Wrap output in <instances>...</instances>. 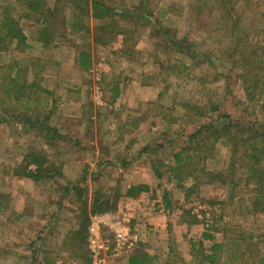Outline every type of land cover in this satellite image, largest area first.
I'll return each instance as SVG.
<instances>
[{
  "label": "rangeland",
  "instance_id": "374dc122",
  "mask_svg": "<svg viewBox=\"0 0 264 264\" xmlns=\"http://www.w3.org/2000/svg\"><path fill=\"white\" fill-rule=\"evenodd\" d=\"M45 1L51 6L55 0ZM144 2L113 0L110 3L116 12L141 8L133 18L115 17L127 32L124 42L119 37L104 46L93 43L91 35L71 32L45 53L37 49L24 54L6 53L15 62L34 61L32 86H40L52 94L47 104L41 101L43 94L38 93L33 99L38 100L40 107L45 105V114L51 112L47 126L55 128L60 138L52 140V132L42 133L45 137L38 138L35 136L38 130L27 134L20 123H0V194L4 195L8 217L12 219H0V264H31L33 251L38 255L33 264H78L74 259L84 256L85 252L80 253L71 241L62 248L67 233L77 224L76 201L80 196L77 192L74 194L73 187L78 186L85 192L89 190V207L98 197H109L108 201L118 210L110 214L123 218L137 236V244L130 251L126 248L117 251L115 232L97 227L98 238L93 235L92 240L96 248L103 246L96 257L103 259L104 264H123L130 255L141 253L158 258L157 264H165L168 256H172L169 264H202L192 253V245H197L198 250L202 234L206 232L205 220L210 219L209 203L214 200L225 202L221 208H213L217 214L224 213L217 228L227 227L230 234L240 229L254 236L257 243L250 247L243 242L238 252L244 253L243 260L224 255V262L257 264L264 257V215L252 213L247 206L255 195L254 185L248 182L257 180L261 174L250 179L249 168L243 164L252 157L253 161L247 163L254 167L259 157L249 145L242 143L243 138L252 136L253 129L249 127H255L257 134L264 132V95H258L251 76L242 81L232 63L223 60L221 54L226 50L227 41L222 38L225 34L222 26L220 33L211 35L190 25L191 18L184 11L189 0ZM237 2L233 0L229 6ZM257 5H242L238 16L246 37L264 47V1ZM3 6L5 3L0 0V14ZM16 7L24 11L21 4ZM205 7L215 18L218 16L213 3ZM149 12L153 13L150 22L137 18ZM159 22L160 28L173 29L175 34L171 36L186 38L193 43L186 47L191 46L197 55L200 48L204 56L190 59L175 52L173 46L167 48V38L160 34ZM86 25L92 34L101 22L86 19ZM26 34L28 44L33 47L34 33ZM246 46L244 40L236 48L234 59L239 61L246 52L245 58L249 57L251 51ZM83 51L91 55L89 71L82 70L77 62V56ZM0 54V65L9 63L5 53ZM41 68L45 69L41 71ZM116 86L119 97L113 103ZM184 106H188V111ZM214 107L218 109L211 113ZM220 116L223 118L219 123L231 120L233 124H241L238 133L231 130V134L237 133L236 157L232 151L234 142L225 139L213 142V139L198 146V153H194L197 168L194 178L181 183L171 180L167 168L173 166L172 150H180L185 143L181 135L186 136L195 126L216 121ZM39 118H43L41 113ZM225 126L218 125L217 129ZM159 144L165 147L159 149ZM212 146L215 151L210 154ZM145 148L147 152L143 151ZM263 148L261 144L257 150ZM30 154L45 156L47 165L51 163L61 169L64 177L39 184L21 177V168L26 166ZM126 161L129 165L122 166ZM153 165L162 175L160 181L153 173ZM30 169L35 170V166ZM202 171L223 174L226 184L219 180L208 182L202 177ZM139 185L150 186L149 193L135 199L126 198L128 189ZM165 196L170 206L165 204ZM20 215L23 218L18 220ZM209 233L215 241L204 242L207 252L213 244L225 242L223 233ZM89 240L90 236L88 251ZM33 242L34 248L30 245ZM236 249L239 250L234 248L233 252ZM96 257H92L93 264Z\"/></svg>",
  "mask_w": 264,
  "mask_h": 264
},
{
  "label": "trees",
  "instance_id": "16d2710c",
  "mask_svg": "<svg viewBox=\"0 0 264 264\" xmlns=\"http://www.w3.org/2000/svg\"><path fill=\"white\" fill-rule=\"evenodd\" d=\"M232 1L233 0H201L200 3H198V0H189L187 6L184 8V11L186 10L191 18V26L200 27L203 31H206L211 35H214L216 32L220 33L219 28L222 26L225 32V34L222 35V38L224 36L227 41L224 43L226 50L221 54L223 60L226 61V63H232L231 65L239 72V77L242 81H244L246 77L249 78V76H251V79H254V86L255 89L258 90V95L262 97V95H264V77L262 76L264 75V47H261L258 42L254 44L253 41H250L246 37L244 31L241 30L240 26L242 21L240 20L241 17L238 15L241 13L239 12L241 11L239 8L242 5L246 3L247 5L249 3H254L259 6L260 2L264 0H238L236 4L230 7L229 3ZM3 2L5 3V6L2 7L3 11L0 14V53H5L4 55H6V57H4L6 61H9V63L5 62L2 66L0 65V123L3 121L20 123L22 124V129L27 134H31L33 130H38L37 134L35 133V136H38V138H44L45 136L42 133L52 132L51 139H59L60 136H58L57 130L53 127L48 128L47 126V123L51 118V112L49 114H45V105L40 107L39 104H37L38 100L33 99V96H37L38 93L43 94L44 97L41 101L44 100V104H47L49 97L52 94L40 86H34V84L32 86L31 75L34 74H32L33 71L31 72V69L34 61L26 59L24 61L15 62L13 56L8 59L7 57L10 54L6 53H14L16 51L24 54L32 49H37L42 51V53H45L50 47L57 46L58 40L66 38L67 34L71 32L84 33L88 36L91 35L93 43L99 45L103 44L104 46L110 44L111 41H114V39L116 40L119 37H122L124 42L126 40L127 32L123 29V25L120 26V23L116 21L115 17L118 16L121 20L133 18L135 17L134 15L141 10V8L136 7L134 10H131V12L130 10L116 12L115 8L110 5L113 0H55L51 6L45 0H3ZM142 2H144V0H142ZM146 2H149V0H146L144 3ZM209 3H213L215 5V10L219 12L216 18L214 17L213 12H210L211 10L205 7V5H208ZM18 4H21L24 8L23 12L18 11L16 7ZM152 15L153 13L149 12L147 16L141 14L138 15L137 18L150 22ZM86 19L100 21L101 25L93 29V33L91 34L89 27L86 25ZM24 21H28V24H25ZM160 26L161 23L159 22V28ZM160 29V34L167 38V48H171L173 46L172 48L176 50L175 52L187 56L188 58L190 57V59H196L198 55L204 56V53L200 51L199 47L198 55L196 54V50L193 51L191 46L186 47L187 45L193 44L186 38L180 39L178 37L171 36L172 34H175L173 29ZM27 32L32 34L34 33L35 35V43L33 47L28 44ZM238 34L239 36H237ZM218 36L221 37V35ZM105 38L108 39L107 42H104ZM209 39H211V37ZM244 40H246V44L248 45V47H246L249 52H251L249 57L245 58V55H248V53L243 51L245 54L241 56L239 61H237V59H234L233 54L235 53L236 48L241 45ZM236 45L238 46L236 47ZM258 50H261L259 55ZM77 62L82 70L89 71L91 69V55L88 51L81 52L77 56ZM202 63L203 62H200V64ZM43 69L45 68H41V71H43ZM259 72L260 74H258ZM34 88L35 90L32 91ZM246 91L248 93L247 95H250V89L247 88ZM114 92L115 96L113 103L119 97L118 86L114 88ZM184 107L185 110L188 111V106ZM217 109L218 107H214L210 110V112L212 113ZM199 112L201 113V111ZM40 113L43 115L42 120L39 118ZM222 118L223 116H220L216 121H210L205 124L195 126L197 128H195L193 132L186 134V136L181 135V137H185V143L180 150H172L171 155L173 166L167 168V172L172 175L171 180L181 183L185 179L194 178V175L197 172V168L195 167L196 164L194 163L196 158L194 153H198V146L205 144L206 142H211L213 139V142H217L220 139L229 140L230 143L234 142L232 151L233 155L236 157L237 152L234 147L236 146L235 142H237L236 134L238 133V128L241 124H233V122H230L231 120L229 123H219ZM225 124L226 126L222 130L217 129L218 125ZM249 128L253 129V132L248 131L252 134V136L243 138L242 143L249 145L251 151H255L258 155L259 160H257V164L254 167H252L253 164H248L253 161L252 157L247 158L243 164L245 167L247 165L249 168L247 170L250 179L254 176H258L259 174L261 175L258 176L257 180H250V182H248L249 185H254L253 192H255V195L252 201H249V205L247 203V206L249 211H253L252 213L256 214L257 212H260L261 215H264V184L262 183L264 180V166H262L264 148L261 151L257 150L261 144H264V132L257 134L256 131H254L257 130L255 127ZM231 130H234L237 133L232 132L231 134ZM202 146L203 145L200 147ZM164 147L165 145L159 144V149H163ZM206 147L209 148L207 145ZM143 151L147 152V148ZM214 151L215 147L212 146L210 154ZM26 159H29V161H27L26 166L21 168V177L23 178L30 179L39 184L50 182L51 180L53 181L54 179L59 178V176L61 178L64 177L61 173V169H56L51 163L47 165L49 161L45 156H41L40 154H30ZM128 163L129 162L127 161L123 162L122 166H127L129 165ZM31 166H35V170L30 169ZM241 168L243 167L241 166ZM153 173L160 181L162 175L154 165ZM202 177L208 179V182L219 180L220 182L226 184L225 178L221 173L213 174L202 171ZM260 177L261 180L258 181ZM84 182L86 181L83 180V184ZM149 190L150 186L148 185L130 187L127 191L126 198L135 199L142 193H149ZM73 191L74 194L77 192L80 196V198H77L76 201V205L78 207L75 213L77 224L74 225L76 229L74 228V230L67 233L65 239L63 240L62 248L67 247V245H69V241H71L73 246H77L80 253L85 252L84 256L78 255L74 260L78 261V264H93V256L90 251L86 250L88 242L87 239L90 236L89 230L91 217L107 213H115L118 210L116 205H113L110 201H108L109 197L107 199H102L103 196L94 200L91 207H89V190L85 192L78 186L73 187ZM234 191L235 188L233 187L231 192L233 193ZM165 200V204L170 206L171 202L166 196ZM230 200L233 199L230 197ZM224 204V201H210V219L205 220L206 225L204 229L206 232H203L202 234V238L198 244V250H196L197 245H192V253H195V256L200 258L202 264H226L223 260L224 255L229 258L243 260L244 253H238L240 249H242V243L246 242L250 247L251 245H257V243L254 242V236L245 234V232L240 231V229L237 230V232L230 234V229H226L227 227L222 230L217 228L216 225L223 220L224 213L217 214L213 208L215 209L217 206H220L221 208ZM16 216L17 215H15L13 219ZM5 217L8 221H12V219L10 220L8 217L7 204L4 201V195L0 194V219H4ZM21 218H23L21 215L18 216V220ZM16 220L17 219H15V221ZM211 222L213 223L210 224ZM208 225L212 226L207 227ZM211 231L212 233H223L225 242L213 244L207 252L204 248V242L215 241V237L209 233ZM34 243L35 242L30 244L32 248L35 247ZM234 248H238L239 250L236 249L237 252H233ZM32 253L33 254L30 256L32 261L31 264L36 262L38 258V255L34 251ZM171 257L172 256H168L165 264H169L171 262ZM43 259L45 261L46 257ZM157 260L158 258L156 257H150L148 254L141 253L139 255H130V257H128L123 264H157ZM263 262L264 257L262 260H259L257 264H262Z\"/></svg>",
  "mask_w": 264,
  "mask_h": 264
},
{
  "label": "built area",
  "instance_id": "2783aa9c",
  "mask_svg": "<svg viewBox=\"0 0 264 264\" xmlns=\"http://www.w3.org/2000/svg\"><path fill=\"white\" fill-rule=\"evenodd\" d=\"M100 229L104 227L106 229L112 230L116 235V247L117 251H121L126 248L127 251H130L137 244V236L133 235L132 232L127 227L126 221L121 218L114 216L110 213L103 215H96L91 218L90 225V251L91 254L96 257L98 254V250L103 249V246H99L96 248L95 240L93 239V235L98 238V232L96 228ZM92 245V246H91ZM107 249V248H106ZM109 249V248H108ZM108 249L106 251H108ZM94 264H104L103 259L95 258Z\"/></svg>",
  "mask_w": 264,
  "mask_h": 264
}]
</instances>
